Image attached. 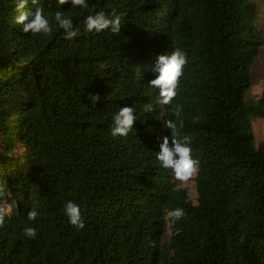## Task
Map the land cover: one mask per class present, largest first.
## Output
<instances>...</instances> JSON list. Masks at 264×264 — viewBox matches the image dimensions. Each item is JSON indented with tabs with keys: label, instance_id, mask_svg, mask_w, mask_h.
<instances>
[{
	"label": "trees",
	"instance_id": "16d2710c",
	"mask_svg": "<svg viewBox=\"0 0 264 264\" xmlns=\"http://www.w3.org/2000/svg\"><path fill=\"white\" fill-rule=\"evenodd\" d=\"M257 1L41 0L53 31L33 35L16 23V0H0V206L9 213L0 264H264V141L252 127L264 120V84L251 95L264 47ZM57 11L78 29L72 40ZM101 11L121 16L119 34L86 31L85 18ZM177 48L188 64L177 96L160 105L149 82L158 57ZM89 93L101 97L94 106ZM125 106L137 119L113 137ZM167 120L200 162L196 202L156 157L163 137L171 143ZM69 200L83 229L64 213ZM177 208L182 219L167 217Z\"/></svg>",
	"mask_w": 264,
	"mask_h": 264
},
{
	"label": "clouds",
	"instance_id": "9594fccd",
	"mask_svg": "<svg viewBox=\"0 0 264 264\" xmlns=\"http://www.w3.org/2000/svg\"><path fill=\"white\" fill-rule=\"evenodd\" d=\"M31 3L32 8L28 5ZM60 6L71 4L72 8L80 7L87 8V0H58ZM15 11L19 13L16 17V23L22 26V31L25 34L33 35H49L53 28L48 18L44 15V8L41 0H16ZM55 23L59 29L64 32L66 40H72L78 35V29L75 28L73 20L66 16L63 12H55ZM85 29L88 33H101L109 30L112 33L119 34L121 32V16L115 11L111 13V17L104 12H97L94 15H88L85 20ZM188 64L186 53L180 49H175L171 54L160 55L157 64L153 71L157 73L155 79L149 82L152 88L159 90L160 105H169L178 94L180 81L184 76L185 68ZM93 106L101 99L98 93L88 94ZM153 105H146V111H152ZM177 113L179 108L175 110ZM134 107H120L118 113L113 118V127L111 134L113 137H127L132 131L136 121ZM165 126L172 131L171 143L169 137H163V143L160 144V151L156 153V157L163 168L171 171L174 179L182 184H187L194 179L199 172L200 162L194 158L191 148V138L184 136L178 138L176 134V124L172 120L165 121ZM4 195V189L0 188V197ZM64 213L69 219V223L79 229L85 227L84 219L81 215V210L78 204L73 201H66L64 205ZM8 211L0 206V227L5 224V216ZM38 213L33 209L28 213L29 220H35ZM185 212L182 208L171 210L167 213L174 221L182 219ZM24 234L35 239L37 232L35 228L25 227Z\"/></svg>",
	"mask_w": 264,
	"mask_h": 264
},
{
	"label": "rangeland",
	"instance_id": "374dc122",
	"mask_svg": "<svg viewBox=\"0 0 264 264\" xmlns=\"http://www.w3.org/2000/svg\"><path fill=\"white\" fill-rule=\"evenodd\" d=\"M261 11V22L260 27L264 32V0H259L256 2ZM253 85L251 88V95L255 98H260L263 93V84H264V47L261 50L259 58L256 60L253 69H252ZM253 132L256 137L257 144L264 141V120L258 119L253 123ZM196 177V176H195ZM195 177L192 181L187 184H182L178 181L177 184L179 187L187 189L191 199L196 202L197 192H196V183ZM169 239V237H168Z\"/></svg>",
	"mask_w": 264,
	"mask_h": 264
}]
</instances>
